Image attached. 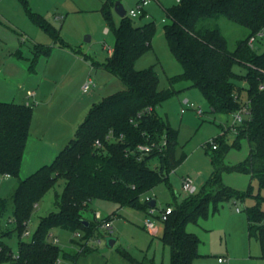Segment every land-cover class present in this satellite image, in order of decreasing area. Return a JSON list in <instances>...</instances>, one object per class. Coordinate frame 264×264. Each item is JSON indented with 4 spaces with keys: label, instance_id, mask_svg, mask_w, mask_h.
I'll return each instance as SVG.
<instances>
[{
    "label": "trees",
    "instance_id": "obj_1",
    "mask_svg": "<svg viewBox=\"0 0 264 264\" xmlns=\"http://www.w3.org/2000/svg\"><path fill=\"white\" fill-rule=\"evenodd\" d=\"M20 1L33 24L61 46L88 58L80 48L64 40L60 29L43 14L32 10L28 0ZM115 1L104 0L102 6L115 35L113 50L106 61L93 64L119 78L125 87L93 103L77 126L75 135L54 159L26 177H21L20 171L30 135L33 105L0 100V175H9L17 181L11 193L13 208L8 217L14 228L8 229L0 222V264L9 261L57 264L60 258L67 260V264H75L91 248L86 246L84 249V246L79 253L62 249L55 242L54 227L72 231L84 229L85 236L90 238L94 232L93 222L84 218L82 211L95 198L148 211L149 201H141L142 194L167 180L165 172L174 169L184 157V154L178 159L175 157L178 130L155 110L174 90L159 87V74L153 65L136 68L138 59L152 49L155 21L138 24L126 14L115 23L112 17ZM165 12L168 20L164 24V34L171 52L183 68L181 73L171 77V82L189 81L190 87L202 91L213 110L228 113L244 105L245 94L251 111L249 118L236 126L237 137L232 143L226 142L224 136L208 142L217 145L219 141L221 144V154L212 158V174L199 191L187 193L175 205L171 204L172 211L162 220L160 238L169 247V264H194L202 255L200 237L187 229L190 223L199 224L229 199L248 196H254L258 201L246 209L249 234L258 238L264 258V209L261 208L264 200V89H260L264 82V51L258 52L249 44L250 37L264 32V0H178ZM220 16L249 31L234 50L228 48L227 38L219 27L201 26L205 19ZM50 50L51 46L36 44L29 68L33 70L38 56L48 54ZM235 63L242 64L245 71L236 72ZM150 106L153 111L145 112ZM142 111V117L134 124L131 119ZM110 132L117 138L108 139ZM121 134L123 139L118 138ZM163 134L168 140L164 152L150 153L141 160L129 152L138 143L159 140ZM240 137H245L249 143L247 157L236 164L223 163L224 153L239 146ZM96 139L102 141L101 147L94 146ZM153 159L157 161L155 167L150 163ZM225 170L243 171L252 179L257 178L258 193L255 194L251 186L242 192L225 184L222 179ZM59 182L63 184L61 193H57L59 209L40 217L30 241L22 239L39 202ZM9 209L10 200L0 197V220ZM83 219L90 222L89 226H85ZM14 231L19 235L16 252L5 239ZM124 255L134 264H156L152 258Z\"/></svg>",
    "mask_w": 264,
    "mask_h": 264
},
{
    "label": "rangeland",
    "instance_id": "obj_2",
    "mask_svg": "<svg viewBox=\"0 0 264 264\" xmlns=\"http://www.w3.org/2000/svg\"><path fill=\"white\" fill-rule=\"evenodd\" d=\"M120 1L127 12L132 8H137L139 2V0ZM28 2L32 10L51 17L55 21L64 40L73 45H81V50L88 54L89 65L93 62L106 61L110 55L107 47L114 46L115 35L102 10L104 0H28ZM177 2L178 0H150L144 6L145 12L132 18L138 24H143L148 20L155 21L156 32L152 40V49L138 59L136 68L144 69L153 65L159 74V87L161 89L172 87L174 90L169 97L156 106L155 110L159 116L178 130L175 157L178 159L184 154L183 159L174 169L165 172L166 175L168 174L167 180L157 183L141 196V201L147 196L156 199L158 215L161 214L160 208H165L168 204L175 205L176 201H180L187 194L182 189L184 178H192L196 191L202 188L214 170L213 156L221 154L219 141H217L219 149H213L212 143L208 144V142L224 136L226 142L232 143L237 137V132L233 130V127L244 122L242 119L235 121L232 113L213 110L198 87L188 86L189 81L171 82V77L181 73L183 68L171 52L164 34V24L168 20L165 9ZM19 6L23 8L22 3ZM56 15H63L64 18L56 17ZM112 17L115 23L119 22L120 16L114 8H112ZM23 25L32 30L34 39L51 40L46 32L38 29L29 19ZM201 26L219 27L227 38L230 50H234L238 41L249 33L246 27L223 16L205 19ZM23 31L19 24L7 23L4 27L0 26V70L1 67L9 65L8 59L15 55V47L23 43L21 37L26 39L27 45L32 46L31 39L26 37ZM254 49L258 52L264 51V36H257ZM31 63L27 62L26 66L29 68ZM10 68L11 65L8 68L5 67V72H9L12 77L10 83H5L0 79V96L7 99L14 95V87L17 88L16 82L23 77L25 72L23 65L15 66L12 71ZM84 68L83 65L76 67L65 76L52 89L53 96L48 101L36 102L31 99L29 102L33 105V130L31 131L35 135L39 133L46 135L45 144L47 146L45 148L52 146L55 137L59 139L60 147H64L75 135L78 125L73 126L70 120L67 123L63 122L65 123L63 125H57L55 122L57 118L64 120L66 117L63 114L65 110H60L64 99L68 104L72 103L74 110L70 111L75 113V120L80 117L82 121L93 103L125 87L119 78L97 65H91L90 70L87 68L84 70ZM233 68L238 73L245 71V67L240 63H235ZM89 74L95 85L88 92H83L84 82H80L79 78L83 75L86 78ZM243 99L244 102L249 100L245 94ZM198 108L203 109L202 114L198 113ZM244 116L246 118L247 115ZM60 131L63 132L60 133ZM248 153L249 143L245 137H240L239 146L231 147L224 153L222 162L229 165L239 163L247 157ZM150 163L153 167L157 165L155 159ZM33 171L28 170L26 176ZM222 179L225 184L242 192L246 191L249 186L255 194L259 191L258 179H252L250 174L243 171L225 170L222 172ZM16 182V179L9 175L0 176V197L10 200V209L0 222L8 229L14 228V223L9 222L8 217L13 208L11 193ZM62 188L63 184L59 182L44 195L29 223V231L24 232L22 239L30 241L40 217L59 209L57 193H61ZM262 194L264 195V190ZM257 202L254 196L229 199L223 202L219 210L211 213L207 219L200 220L199 224L190 223L187 229L196 233L201 239L199 251L202 255L196 259L194 264H264L260 242L255 235H250L248 230L246 209ZM261 208L264 209V200ZM82 214L84 218L93 222L94 232L88 238L85 236L84 229L72 231L60 226L54 227L52 232L56 236L55 242L62 249L79 253L84 246V249L88 246L91 250L81 257L97 255L104 258L107 264H119L122 260L128 262L124 253H129L137 259L152 258L156 264L170 263L169 247L160 238L163 222L158 216L149 215L141 207L129 204L120 205L101 198L93 199ZM146 217L155 221L157 226L155 233L145 227ZM108 218L112 219L111 227L105 229L101 223ZM111 238L115 240L113 245L109 244ZM5 239L16 252L19 246L18 233L14 231ZM3 264H9V262ZM57 264H67V260L60 258Z\"/></svg>",
    "mask_w": 264,
    "mask_h": 264
},
{
    "label": "crops",
    "instance_id": "obj_3",
    "mask_svg": "<svg viewBox=\"0 0 264 264\" xmlns=\"http://www.w3.org/2000/svg\"><path fill=\"white\" fill-rule=\"evenodd\" d=\"M20 3H21L20 0H0V26L4 27L7 25V23L19 24L20 26H22L25 36L31 39L32 46L27 45L25 43L26 39L24 37H21V41L23 43H21L20 46L15 47L16 56L15 55L11 56V58L8 59V64L11 65V68H10L11 71L13 70L15 66L23 65L25 72H24L23 77L16 82L18 89L14 87L15 88L13 90V92H15L14 95L9 99H7L6 97L0 96V100L14 101L17 103H25V104H28L31 99L32 101H36V102L37 101L46 102L53 96V94L51 93L52 89H54L56 85H58L61 82V80L65 76H67L74 68L83 65L85 67L84 70H86V68L87 70L88 69L90 70L91 65L93 66V64L89 65L88 59L84 55L75 52L69 47L61 46L49 34L48 35L51 37L50 41L48 40L39 41L38 39H34V37L32 36V33H33L32 30L28 27H24L23 25L27 23V19H29V17L26 13L24 6L22 5L23 8H20L19 6ZM44 16L54 26H56L55 21L52 20L51 17H48L46 15ZM56 17L64 18L63 15H60V16L56 15ZM29 21L31 22L30 19ZM38 29H41V28L38 27ZM36 44H42L44 46H51V50L48 54H44V53L40 54L35 62L34 69L31 70L30 68H28V66H26V63L32 62V59L35 54L34 46ZM71 45L78 47V48L81 46V45L77 46L73 44ZM84 54L88 56V54L86 53ZM24 61L26 62L25 64L23 63ZM8 66H3L1 67V70H0V79H2L5 83H10V80L12 78L9 72L8 73L7 71L5 72V67L8 68ZM89 79H92L91 74H89V76H86V78H85V75H83L82 77L79 78V81L80 82L82 81V83L83 82L85 83ZM31 91H34L33 96H29V92ZM61 105L62 107L60 108V110H65L63 111V114L66 117H64V120H59V118L55 119L56 124L63 125L65 124L63 122L67 123L70 120V123L73 126L79 125V123L81 122V118L77 117L75 120V113L73 114L70 111V110H74V107H72V103L68 104L67 101H65L64 99ZM47 125L48 124H46L45 122V126ZM44 129L46 131L45 127ZM31 130H33L32 123L30 127V135L28 137L26 149L24 151V156L22 160V166H21V171H20L21 177H26L28 170H35L40 165L51 162L54 159V157L57 155V153L59 152L60 148H63V147H60L61 144L58 141L59 139H57V137L54 138L53 144L52 146H50V148H45V146H47L45 144L46 135L43 133H39L38 135H35L32 133ZM62 132L63 131H60V133ZM41 136H44V137H41ZM156 231H157V228L151 230V232L153 233H155ZM80 257L77 259L75 264H107L104 258H101L97 255H91L86 258L85 256L81 258ZM9 264H15V263L14 261H9ZM119 264H134V263L131 260H129L128 262L122 260Z\"/></svg>",
    "mask_w": 264,
    "mask_h": 264
},
{
    "label": "built area",
    "instance_id": "obj_4",
    "mask_svg": "<svg viewBox=\"0 0 264 264\" xmlns=\"http://www.w3.org/2000/svg\"><path fill=\"white\" fill-rule=\"evenodd\" d=\"M150 0H139L138 2V7L137 8H132L130 9L129 12H127V14H129L132 17L137 16L139 13H143L145 12L144 10V6H146L149 3ZM257 36L263 37L264 36V32H261L257 35H254L252 37H250L249 39V44L252 48H254V41L257 38ZM108 52L111 53L113 50V47L108 46L107 47ZM95 83L92 81V79L87 80L82 87V91L83 92H87L89 91L92 86H94ZM260 89H264V82L260 84ZM34 95V91L29 92V96H33ZM191 106H194L193 104H191ZM152 112V107H148L147 110H145V112ZM182 111H184V109H182ZM198 113L202 114L203 113V109L202 108H198L197 109ZM251 114L250 111V107H249V100L247 102H244V105L232 112V115L234 116L235 121L237 120H245L247 118H249ZM143 115V111L139 112L136 116V118H132L131 121L134 124H137L138 119H140ZM244 115H247L246 118ZM233 130L236 131V126L233 127ZM108 139H116L117 137L114 136V134L112 132H110L108 134ZM119 139H123V134H121L119 137ZM167 136L165 134H163V136L159 139V140H152L149 142H140L138 143L134 148H131L129 152H131L132 154H135V156L137 157V159L141 160L144 158V156L153 153V152H164V150L167 147ZM94 146L95 147H101L102 146V141L100 139H96L94 142ZM212 148H217V145L215 143L212 144ZM1 176V175H0ZM182 189L186 192V193H192L196 191V186L192 180L191 177H186L183 180V184H182ZM152 199H154L151 196H147L145 198V200L147 201H151ZM156 208H157V202L156 205L151 206L149 205L148 208V214L149 215H154V216H158V218L162 221L165 220L168 216V214L172 211L173 206L172 205H167L165 208H160L161 209V214L158 215L156 213ZM237 210H239V208H237ZM98 215V214H97ZM111 223H112V219H104L101 223V226L105 229H108L111 227ZM145 227L151 231L153 229L156 228V223L154 220H152L150 217H146L145 219ZM29 229L25 231V233H28ZM220 261H222V258H219Z\"/></svg>",
    "mask_w": 264,
    "mask_h": 264
},
{
    "label": "water",
    "instance_id": "obj_5",
    "mask_svg": "<svg viewBox=\"0 0 264 264\" xmlns=\"http://www.w3.org/2000/svg\"><path fill=\"white\" fill-rule=\"evenodd\" d=\"M114 10L116 11V13L120 16V17H124L127 14V11L123 5V3L120 0H116L114 3ZM156 204V200L152 199L149 202V205L154 206ZM83 223L85 224V226H89L90 222L88 220L83 219ZM115 242L114 239H110L109 240V244L113 245Z\"/></svg>",
    "mask_w": 264,
    "mask_h": 264
}]
</instances>
